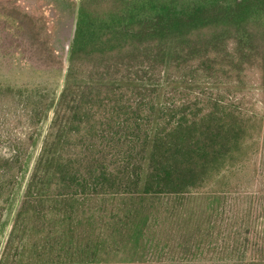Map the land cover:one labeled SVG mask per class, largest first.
<instances>
[{
  "label": "trees",
  "instance_id": "1",
  "mask_svg": "<svg viewBox=\"0 0 264 264\" xmlns=\"http://www.w3.org/2000/svg\"><path fill=\"white\" fill-rule=\"evenodd\" d=\"M47 108L0 84V224L26 179L0 264H264L241 202L258 191L264 0H79L30 166Z\"/></svg>",
  "mask_w": 264,
  "mask_h": 264
},
{
  "label": "rangeland",
  "instance_id": "2",
  "mask_svg": "<svg viewBox=\"0 0 264 264\" xmlns=\"http://www.w3.org/2000/svg\"><path fill=\"white\" fill-rule=\"evenodd\" d=\"M78 2L0 0V84L38 88L48 100V108L38 131V142L29 150L30 166L38 153L62 88ZM260 112L263 124L256 171L258 191L242 198L241 202L244 207L250 208L251 215L248 256L264 259V110L260 109ZM0 153L10 156V147L7 144L1 146ZM25 180L16 189L10 206L2 212L0 255L14 213L21 202ZM228 202L232 204L233 199L228 198Z\"/></svg>",
  "mask_w": 264,
  "mask_h": 264
}]
</instances>
